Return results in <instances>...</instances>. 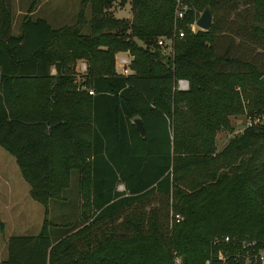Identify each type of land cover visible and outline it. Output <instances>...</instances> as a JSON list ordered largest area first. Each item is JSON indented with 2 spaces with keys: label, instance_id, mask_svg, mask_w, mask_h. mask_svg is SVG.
Listing matches in <instances>:
<instances>
[{
  "label": "trees",
  "instance_id": "obj_1",
  "mask_svg": "<svg viewBox=\"0 0 264 264\" xmlns=\"http://www.w3.org/2000/svg\"><path fill=\"white\" fill-rule=\"evenodd\" d=\"M36 1L11 35L0 0V147L43 217L36 235L6 239L0 264H202L213 236L264 243V0H80L58 28L30 19ZM113 2L129 16L115 18ZM177 2L182 23L208 5L211 24L185 30L164 56L155 39L171 35ZM124 51L133 72L118 75ZM232 116L244 127L216 150ZM71 169L87 214L52 242L47 202Z\"/></svg>",
  "mask_w": 264,
  "mask_h": 264
},
{
  "label": "rangeland",
  "instance_id": "obj_2",
  "mask_svg": "<svg viewBox=\"0 0 264 264\" xmlns=\"http://www.w3.org/2000/svg\"><path fill=\"white\" fill-rule=\"evenodd\" d=\"M10 1V34H18V24L31 0H9ZM80 0H37L33 11L29 14L30 19L34 20L37 18H43L42 13L44 10H51L52 28H58L63 25L72 24L75 19V14L78 8ZM109 11L114 17L127 18L129 16L128 4L125 3L123 6L117 2H113ZM200 11L196 14L199 15ZM196 16V17H197ZM84 17L86 21L89 18V7L86 6L84 9ZM195 17V19H196ZM194 19V20H195ZM194 20L189 23H182L180 20L177 21L176 28L184 32L185 30L190 33H194L198 28L194 25ZM88 32L87 23L82 27V33ZM125 53V51L123 52ZM127 53V52H126ZM165 52L162 55L165 56ZM79 61V60H78ZM78 61L76 63H78ZM76 67V64H75ZM116 68V66H114ZM129 68V67H128ZM75 76L81 74L77 69H74ZM132 69L129 68V74L132 73ZM229 124L231 131L219 130L214 141L216 150H220L231 136L239 133L244 127L245 121L243 116H232L229 117ZM223 144L220 148L219 146ZM218 147V148H217ZM220 148V149H219ZM10 186L14 187H25L28 188L27 184L21 178L19 170L15 165L13 158L5 150L0 147V188H7ZM77 172L74 169L68 172V183L65 188L60 192L59 198L55 200H61L55 202L54 206H51V211L46 214V219L50 223L48 225V236L50 241L54 242L59 237L71 232L74 229L80 227L81 220L77 215L80 209L87 214V209L82 207L83 200L78 197V205H76L75 198L72 196L77 191ZM116 191H122L121 184H117L115 187ZM28 195V194H27ZM28 198L29 195H28ZM24 203L20 202L17 208L11 209L10 217L0 216V259H5L6 256V239L10 236L19 235H36L40 229L41 221L43 217V209L40 204L32 200Z\"/></svg>",
  "mask_w": 264,
  "mask_h": 264
},
{
  "label": "built area",
  "instance_id": "obj_3",
  "mask_svg": "<svg viewBox=\"0 0 264 264\" xmlns=\"http://www.w3.org/2000/svg\"><path fill=\"white\" fill-rule=\"evenodd\" d=\"M187 6L183 3L177 2L174 9V20L179 21ZM183 32L174 26L170 36H159L155 39V44L160 47L166 54L171 51V44L173 39L179 38ZM114 71L118 75L129 74V63L131 56L128 53L117 52L114 57ZM85 70L84 62L79 64V72L83 73ZM173 89L183 91L187 88V82L184 79H176L173 83ZM87 94L91 95L92 91L87 90ZM249 125V123H246ZM178 216H176V220ZM207 257L202 264H227L228 259L233 261H241L243 264H264V243H257L255 240L242 238L238 239L229 235L213 236L210 243V250H207ZM173 264H179V258L174 256Z\"/></svg>",
  "mask_w": 264,
  "mask_h": 264
},
{
  "label": "crops",
  "instance_id": "obj_4",
  "mask_svg": "<svg viewBox=\"0 0 264 264\" xmlns=\"http://www.w3.org/2000/svg\"><path fill=\"white\" fill-rule=\"evenodd\" d=\"M51 12L52 11L50 9L49 10H44L43 13H42L43 18H41L49 26H50V23H52ZM81 62L82 61H78V63H76V67L75 68L77 69V71H79V64H81ZM50 72L53 73V69H51ZM216 135H215V139H216ZM222 146H223V144H221L219 147L221 148ZM27 194H28V188L21 187V186H19V187L10 186V187H7V188H0V216L1 217H4V216L10 217L11 209L12 208H17V206L20 205L21 201H23L24 203H27V202H29L28 200H32L31 198H28ZM72 196L75 198L76 205H78V194H77V191H75V193H73ZM60 201H61L60 199L59 200H55V199L48 200V202H47V214L51 211L50 210L51 206L53 207L55 202H60ZM77 213H78V211H77ZM1 260H3V259H0V261Z\"/></svg>",
  "mask_w": 264,
  "mask_h": 264
},
{
  "label": "water",
  "instance_id": "obj_5",
  "mask_svg": "<svg viewBox=\"0 0 264 264\" xmlns=\"http://www.w3.org/2000/svg\"><path fill=\"white\" fill-rule=\"evenodd\" d=\"M210 24H211V13H210L208 5H205L202 8V10L200 11L199 15L194 20V25L198 29L206 31L209 29ZM259 81L261 83H263V86H264V77H260ZM131 122H132L135 130L139 134V136L142 137L143 136V127H142V123H141L140 119L139 118H133Z\"/></svg>",
  "mask_w": 264,
  "mask_h": 264
}]
</instances>
